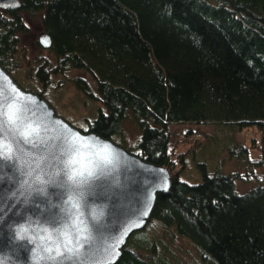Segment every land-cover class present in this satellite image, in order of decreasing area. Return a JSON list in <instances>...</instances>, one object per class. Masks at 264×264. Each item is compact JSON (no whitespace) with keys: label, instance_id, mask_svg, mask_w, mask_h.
I'll use <instances>...</instances> for the list:
<instances>
[{"label":"trees","instance_id":"16d2710c","mask_svg":"<svg viewBox=\"0 0 264 264\" xmlns=\"http://www.w3.org/2000/svg\"><path fill=\"white\" fill-rule=\"evenodd\" d=\"M20 1L0 8L1 66L19 67L26 14L36 15L52 39L53 60L35 65L42 86L82 69L73 82L100 101L85 130L112 139L130 119L140 129L130 151L172 172L149 222L113 264H264V0ZM174 123L188 125L185 140H218L237 168L211 172L202 163V179L185 180ZM193 123L215 124V135ZM245 127L258 128L261 142L240 144ZM248 180L255 185L237 188Z\"/></svg>","mask_w":264,"mask_h":264},{"label":"water","instance_id":"95a60500","mask_svg":"<svg viewBox=\"0 0 264 264\" xmlns=\"http://www.w3.org/2000/svg\"><path fill=\"white\" fill-rule=\"evenodd\" d=\"M0 151V264H113L172 184L168 167L72 124L1 64Z\"/></svg>","mask_w":264,"mask_h":264},{"label":"rangeland","instance_id":"374dc122","mask_svg":"<svg viewBox=\"0 0 264 264\" xmlns=\"http://www.w3.org/2000/svg\"><path fill=\"white\" fill-rule=\"evenodd\" d=\"M26 16L30 30L21 34L19 44V49L22 50L19 52L25 53L26 56L24 58L18 57L19 67L10 71L13 78L25 89L39 93L43 91V96L54 106L58 114L77 127L86 129L88 127V119L93 120L97 116L100 101L92 100L79 91L73 82V78L80 75L86 76L87 73L82 69H71L65 75L56 74L52 76L48 87L42 86L35 77V65L46 56L51 57L53 60V54L48 48L41 46L38 41L39 36L44 32L39 18L36 15L26 14ZM191 126L193 129L199 128L203 135H215L217 128L213 123H193ZM187 127L188 125L184 123H174L170 126L172 144L178 143L177 149L184 152L186 167L182 170L183 173L181 175L185 180L191 182L200 181L203 177L202 163H206L208 170L211 172L218 168L224 172L237 168V165H231V163H237L236 159L230 158L228 152L222 149L223 145L218 140H211L207 136H203L197 143L192 142L190 138L185 140L183 133ZM121 129V133L113 136V141L128 150H135L136 142L139 138V127L128 119L122 123ZM236 135L239 143L246 145L251 144L255 137H258L259 142H261L263 137L262 132L256 127H245L239 130ZM226 140L227 138L223 141ZM245 164L240 168L241 170L244 169ZM238 182L239 180H237V184ZM245 184V189H241L239 186L237 188L246 190L254 186L255 181L248 180Z\"/></svg>","mask_w":264,"mask_h":264},{"label":"snow or ice","instance_id":"6c2138e0","mask_svg":"<svg viewBox=\"0 0 264 264\" xmlns=\"http://www.w3.org/2000/svg\"><path fill=\"white\" fill-rule=\"evenodd\" d=\"M42 42H45V43H46L47 41H46V39H45V40H42ZM11 118H12V117L10 116L9 119H11ZM8 152H9V153L11 152V149H10V148L8 149ZM4 156H5V153H4L3 151H0V158H3ZM67 251H68L69 253H71L73 250H72L71 248H68ZM58 254H59L60 256H63V255H64L63 252H59Z\"/></svg>","mask_w":264,"mask_h":264},{"label":"flooded vegetation","instance_id":"af4514ba","mask_svg":"<svg viewBox=\"0 0 264 264\" xmlns=\"http://www.w3.org/2000/svg\"><path fill=\"white\" fill-rule=\"evenodd\" d=\"M38 41H39V38H38Z\"/></svg>","mask_w":264,"mask_h":264}]
</instances>
